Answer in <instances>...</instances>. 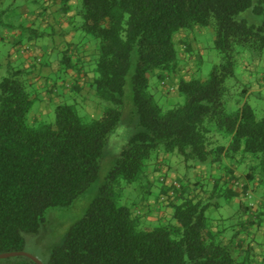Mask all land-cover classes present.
<instances>
[{"label":"trees","instance_id":"16d2710c","mask_svg":"<svg viewBox=\"0 0 264 264\" xmlns=\"http://www.w3.org/2000/svg\"><path fill=\"white\" fill-rule=\"evenodd\" d=\"M51 1L65 13L72 7L70 0ZM76 1L75 30L95 40L90 89L113 106L84 121L74 105L58 104L53 122L32 124L28 114L35 100L24 71L5 65L0 76V253L24 251V234L38 231L47 208L70 204L97 179L104 148L122 115L129 75L136 130L84 216L52 248L46 264H264V105L249 102L260 94H250L236 72L245 51L264 54V0L256 5L252 0ZM248 8L263 17L261 24L237 19ZM208 26L214 27L219 62L205 80L179 79L173 90L184 101L164 109L148 90L149 76L174 70L176 34ZM6 28H17L20 39L45 35L23 23ZM71 52L68 46L63 57L68 63ZM68 87L82 88L77 80ZM161 153H176L192 165L210 164L215 172L208 188L206 178L158 180L154 203L171 212L164 214L167 220L146 225L141 218L150 216L149 204L143 205L146 212L132 210L120 195L134 183L143 189L141 202L151 196L149 165L159 171ZM220 196L227 202L246 200L229 226L224 223L230 216L209 214ZM252 196L259 200L250 204ZM239 235L248 237L246 249ZM251 240L260 249L257 260ZM3 259L37 264L23 255Z\"/></svg>","mask_w":264,"mask_h":264},{"label":"rangeland","instance_id":"374dc122","mask_svg":"<svg viewBox=\"0 0 264 264\" xmlns=\"http://www.w3.org/2000/svg\"><path fill=\"white\" fill-rule=\"evenodd\" d=\"M252 1L253 5H256L259 4L260 0ZM39 2L43 4L42 0H38V2L37 0H0V35L9 24L18 25L19 23L45 31L43 37L31 39L41 49L38 57L33 55V49H28L29 42L26 39L28 35L25 36V39H20L21 46L14 44L15 39H10L9 41L0 39V76L5 74V65L8 62L23 69L24 78L28 83V91L35 100L28 114V121L32 124L53 122L55 118L54 109L58 104L74 105L84 121L99 118L103 111L112 107L113 104L100 100L94 91L90 89V82L93 78L92 67L94 65L93 51L95 40L86 36L84 37L82 36V32L75 30V24L79 20V16L76 15L78 8L74 9L75 20L72 19L65 28L66 32L68 30L74 31L75 39H63V34L53 33L54 27L45 23L40 24L35 21L20 22L17 19V16H20L25 11H34ZM262 18L261 15L253 12L252 8L246 9L237 16V19H245L249 24L254 25L261 24ZM14 30L16 33L20 32L17 28ZM179 33L185 34L183 42H188L192 48L185 53L184 58H181L179 55L182 46L179 42L175 41L178 57L174 70L163 71L161 72V76L158 72L149 76L148 90L153 93L155 100L164 109L183 103L184 97L182 95L174 97L163 94L168 89L175 88L179 79L198 78L205 80L209 77L212 67L219 62V53L214 47L213 26L199 30H183ZM69 42L73 44L70 46L72 50L71 54H69L70 63L63 59ZM20 52H22L25 58L18 57ZM245 53L246 55L243 54L236 65L238 79L243 84L251 85V87L256 85L253 93H259L260 95L253 98L250 97L249 102L251 104L264 105V54L261 56H250L249 52L245 51ZM80 56L82 58H79ZM250 75H252V79L249 78ZM248 79L249 82H246L245 80ZM260 79L261 81H259ZM73 80H77L84 88L71 90L68 85ZM163 80L165 82L164 85L161 83ZM251 80L255 85L250 83ZM124 90L122 115L104 148L97 179L70 204L47 208L44 213V221L40 224L38 231L24 234V251L35 256L44 264L47 263L52 248L60 245L69 228L84 216L91 201L97 196L99 187L106 181V176L114 165L121 148L127 142L129 136L136 130V115L131 100L129 75L126 77ZM158 160L161 168L157 173L152 172L153 165H149L150 173L148 179L153 182L151 196L146 201L141 202L143 189L134 186V183H132V185H129L130 187L123 189L120 195L121 203L127 204L132 210L138 211L141 208L143 212L147 211L144 209L147 204L156 206L157 203H154V201L159 191L158 177L160 175L163 176L166 170L175 173L178 177L183 178V175H185L192 181L206 178L204 181L209 183V185H206V188L210 187V180L208 178L215 172V166L213 167L207 163L192 165L191 162V164L184 162L182 157L176 153H161ZM187 164L190 166H187ZM168 176L169 174H167ZM168 180L171 179L169 178ZM254 197H249L247 202L252 203ZM213 202H217L218 206L216 205L211 208L209 211L210 216L212 218L230 216L229 219H226L224 225L229 226L233 223L234 220L231 216L238 210L239 205L227 202L222 196L215 197ZM141 220L142 223L149 225L155 224L158 221L163 222L167 218L154 213L151 216H143ZM232 233L233 228L228 227L227 234L231 235ZM236 252H239L238 249ZM5 263L4 259H0V264Z\"/></svg>","mask_w":264,"mask_h":264},{"label":"crops","instance_id":"0c3cea01","mask_svg":"<svg viewBox=\"0 0 264 264\" xmlns=\"http://www.w3.org/2000/svg\"><path fill=\"white\" fill-rule=\"evenodd\" d=\"M42 1H43V4H40V2H39L37 8L34 11H25L20 16H17V19L20 22H24V21L25 22H29V21L34 22L35 21V22H38L40 24L45 23L46 25H50V26L54 27L53 33L63 34L64 35L63 39H75L74 38V36H75L74 31L68 30L66 32L65 28L67 27L68 23L75 16L74 15V13H75L74 9H76L77 1L76 0H70L69 1V3L72 5V7L70 10L67 11V13L63 12L57 4H53L51 0H42ZM37 2H38V0H37ZM194 29L199 30L201 28H194ZM183 37H185L184 33H179L178 35L177 34L175 35V41L179 42L180 45L182 46V49H181L180 55H179L181 58H184L185 53L188 52L192 48L191 44H189L188 42H183V40H184ZM20 38H21V33L20 32L16 33L15 30L11 29V28H5L2 31V34L0 35V39H5L7 41H9L10 39H13V40L15 39L14 44L16 46H21ZM16 39H18V40H16ZM28 42H29V48L28 49L29 50L33 49V55H35V57H38L39 54L41 53V49H39V47L34 44L33 40L28 39ZM71 44H72V42H69V46H71ZM23 52H24V50H23ZM18 57L19 58H25V57H23L22 52H20ZM44 71H45V68H44ZM251 77H252V75H250L249 78L252 79ZM245 81L249 82V79L245 80ZM259 81H261V79ZM72 82H74V80ZM246 82H244V83H246ZM250 83H252V85H255V83L252 80ZM249 87H250L249 93L251 94L255 91L256 85L253 87H251V85H250ZM83 88L84 87H82L81 89H83ZM166 95L177 97V93L172 88L168 89V93ZM244 164L245 163H243V166H244ZM154 172L157 173V171H155V170H154ZM157 177H158V174H157ZM169 178L171 180H174L176 178V174L170 172L169 176L166 177L165 179L162 175H160L158 177V180L163 181L165 184H168L171 181V180H168ZM241 200L246 201L242 197H233L231 200H229V203H237L239 205ZM258 200H259V198H258V196H256L254 198V202H256ZM252 203H250V204H252ZM159 206H160L159 204H157L156 206H152V205L150 206L149 205L150 208L148 207V209H151V212L149 215L151 216L154 213H157L160 216H164V214L171 212V209L164 206L163 204L160 206L161 208ZM238 237L243 240L241 243L242 249H246L248 246V237L244 236V235L243 236L239 235ZM250 244L253 248V252H254L256 260L259 259L260 258L259 257L260 249H259L258 245L256 244V242H254V240H251Z\"/></svg>","mask_w":264,"mask_h":264},{"label":"water","instance_id":"95a60500","mask_svg":"<svg viewBox=\"0 0 264 264\" xmlns=\"http://www.w3.org/2000/svg\"><path fill=\"white\" fill-rule=\"evenodd\" d=\"M19 255H23V256L29 257L30 259H32L37 264H44L39 259H37L35 256H33V255L29 254V253H26L25 251L3 252V253H0V259L12 257V256H19Z\"/></svg>","mask_w":264,"mask_h":264}]
</instances>
